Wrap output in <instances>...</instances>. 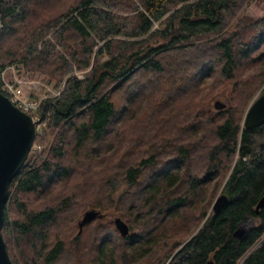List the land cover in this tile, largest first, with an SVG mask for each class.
Returning <instances> with one entry per match:
<instances>
[{
	"label": "trees",
	"instance_id": "trees-1",
	"mask_svg": "<svg viewBox=\"0 0 264 264\" xmlns=\"http://www.w3.org/2000/svg\"><path fill=\"white\" fill-rule=\"evenodd\" d=\"M254 1L0 0V71L58 91L28 110L40 148L9 186L15 264H239L258 241L242 264H264V122L244 125L264 85ZM87 209L104 215L79 231Z\"/></svg>",
	"mask_w": 264,
	"mask_h": 264
},
{
	"label": "water",
	"instance_id": "water-1",
	"mask_svg": "<svg viewBox=\"0 0 264 264\" xmlns=\"http://www.w3.org/2000/svg\"><path fill=\"white\" fill-rule=\"evenodd\" d=\"M2 24L0 23V31ZM258 94V93H257ZM228 101L217 99L216 108H223ZM264 122V90L250 102L244 116L246 128L255 127ZM38 131V120L28 111L18 106L11 97L0 89V264H15L12 260L5 237L2 233V224L5 216V206L9 196V186L13 177L25 163L33 148ZM229 197L221 192L215 197L212 208L218 212L228 203ZM264 207V194L259 198L255 212L259 213ZM103 213L96 209H88L79 220L80 230L83 225L95 217H103ZM115 224L123 235L130 231L128 223L120 216L115 218ZM245 220L240 221L234 230L237 237H242L253 226H247ZM203 264H214L212 258Z\"/></svg>",
	"mask_w": 264,
	"mask_h": 264
},
{
	"label": "rangeland",
	"instance_id": "rangeland-1",
	"mask_svg": "<svg viewBox=\"0 0 264 264\" xmlns=\"http://www.w3.org/2000/svg\"><path fill=\"white\" fill-rule=\"evenodd\" d=\"M248 12L254 16H261L264 14V0H255L251 6L248 8ZM5 78L7 80H15L17 77L19 79L18 86L21 89L22 93L25 96H28L30 99H37L41 100L44 96L50 95V94H55L57 93V89L53 87V83L49 81L48 78H45L42 74L40 73H33L29 71H24L21 68L18 69H12V67L8 66L5 68ZM264 86V85H263ZM263 86L258 90V94L256 93L255 96L257 97L264 89ZM228 92L229 88H226L225 90H222L217 97L213 98L210 101V105L215 109H220L216 108L215 106V101L217 99H221L222 101H228ZM254 96V97H255ZM227 105V104H226ZM36 118V117H35ZM37 119V118H36ZM38 124V128H39ZM40 148V146L33 144L34 147ZM221 193L220 190L218 194ZM217 196V195H216ZM212 207V205H211ZM213 209V208H212ZM88 210V209H87ZM85 213V212H84ZM83 214L80 215L79 220L83 217ZM119 216L117 214L114 215V220L115 218ZM78 220V221H79ZM245 224L247 226H252L255 224V219L252 217H248L245 221ZM80 230V228H79ZM261 244V241H258L252 249L240 260L239 264H242L247 255L256 247H258Z\"/></svg>",
	"mask_w": 264,
	"mask_h": 264
},
{
	"label": "built area",
	"instance_id": "built-area-1",
	"mask_svg": "<svg viewBox=\"0 0 264 264\" xmlns=\"http://www.w3.org/2000/svg\"><path fill=\"white\" fill-rule=\"evenodd\" d=\"M10 67H12L13 70L16 69L15 65H11ZM5 70L6 69L0 71L2 91L8 94L11 99L22 109L26 111L36 109L40 104V100L30 99L28 96H25L18 86L19 79L15 77V80H7L5 78Z\"/></svg>",
	"mask_w": 264,
	"mask_h": 264
}]
</instances>
